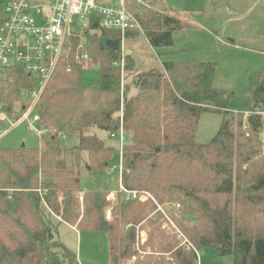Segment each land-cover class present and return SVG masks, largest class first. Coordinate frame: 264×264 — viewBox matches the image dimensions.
Here are the masks:
<instances>
[{"label": "trees", "instance_id": "trees-1", "mask_svg": "<svg viewBox=\"0 0 264 264\" xmlns=\"http://www.w3.org/2000/svg\"><path fill=\"white\" fill-rule=\"evenodd\" d=\"M132 11L154 48L171 46L172 32L190 26L152 8ZM118 36L114 29L86 35L96 77H86L71 55L59 60L36 106L39 147L0 146V264H78L56 237L63 222L105 233L112 264H198L203 247L231 256L232 264H264V69L248 77L250 114L243 118L228 110L231 93L214 88L211 62L165 61L162 71L134 73L122 85L121 50L105 44ZM123 59L131 73L132 58ZM6 73L0 108L11 113L34 84L22 66ZM211 108L222 112V123L208 142L195 143L198 117ZM92 128L129 137L121 151L123 189L113 199L106 189L80 186L82 163L97 176L114 152L87 133ZM73 134L70 165L60 138Z\"/></svg>", "mask_w": 264, "mask_h": 264}, {"label": "rangeland", "instance_id": "rangeland-1", "mask_svg": "<svg viewBox=\"0 0 264 264\" xmlns=\"http://www.w3.org/2000/svg\"><path fill=\"white\" fill-rule=\"evenodd\" d=\"M211 2H216V0ZM145 3L156 10L169 11L179 17H184L196 26L175 31L173 46L158 50L149 45L142 32L139 30L134 32L132 37H136L126 38L122 49L124 54H128L127 56L133 58L134 55L136 68L138 70L150 67L159 69L161 61L214 63V88L228 94L231 93L228 110L247 111L249 100L243 92L247 88L248 77L251 73L264 69V52H262L264 24L262 25V21L261 24L250 23V25L242 21L238 22L234 19V14L219 13L222 10L220 8L213 10V6L209 5V0H145ZM209 10L216 16L208 15ZM212 30L215 31L217 37ZM229 37L234 39L236 45H225ZM133 70L129 74L126 72L121 74L122 85L131 81L133 74L137 72ZM96 73L95 69H90L85 72V75L96 77ZM222 120V112L214 108L201 112L196 125L195 143L208 142L219 129ZM34 125L39 127L37 123ZM0 126V131L5 130L0 136L2 147H16L22 144L27 147L41 145L40 134L36 129L29 127L26 122L13 128L3 126V124ZM95 132L107 146L114 148L113 156L109 168L97 176L91 174L86 165L82 163L79 169L80 186L82 189H106L110 193L113 192V195H109V198L113 199L120 188V146L123 147L129 137L123 134L124 140L120 144L117 136L112 138L103 130L92 128L87 131L88 134ZM77 140L76 134L60 138L61 147L65 150L64 156L70 165L73 164V158L67 151L77 143ZM82 158L83 161L87 160L85 153ZM106 217L110 218L109 212H106ZM57 231L56 237L76 254L79 264H112L105 233L95 231H78L77 233L68 225H59ZM145 235V232L141 231V241L144 240ZM179 236H182L181 233ZM133 260L134 258L122 259L118 264H132ZM198 264H232V257L219 256L213 249L203 247L198 250Z\"/></svg>", "mask_w": 264, "mask_h": 264}, {"label": "built area", "instance_id": "built-area-1", "mask_svg": "<svg viewBox=\"0 0 264 264\" xmlns=\"http://www.w3.org/2000/svg\"><path fill=\"white\" fill-rule=\"evenodd\" d=\"M5 19L0 23V80L15 66H22L33 87L24 89L11 113L0 108V124L13 128L23 122L37 130L38 101L60 59L72 56L82 70L98 69V59L85 48L86 35L99 30L119 32L120 68L124 72L123 44L130 31H140L132 7H146L145 0H0ZM92 24L94 27H92ZM69 70V69H68ZM122 76V75H121ZM249 111L243 112L245 118ZM264 115V110L262 112ZM5 130L0 131V136ZM248 135V133H246ZM123 143V131L110 133ZM122 146H120V153ZM121 189L123 187L121 186ZM135 191L128 192L134 197ZM150 197L142 195L140 199ZM176 208L179 205H175Z\"/></svg>", "mask_w": 264, "mask_h": 264}, {"label": "crops", "instance_id": "crops-1", "mask_svg": "<svg viewBox=\"0 0 264 264\" xmlns=\"http://www.w3.org/2000/svg\"><path fill=\"white\" fill-rule=\"evenodd\" d=\"M212 0H209V5L210 6H213V10L217 9L219 10L218 8L222 9L219 13H225V14H234L235 15V20L236 21H242V23H246L248 25H250V23H254V24H261V21H262V25L264 24V0H216V2H211ZM146 7L147 8H152L154 10H156L155 8H153L152 6L150 5H147L146 4ZM158 12H162V13H168L170 15H173L177 18H179L180 20H182L183 22H186L188 23L190 26L189 27H193V26H196V24L190 22L188 19L184 18V17H179L169 11H160V10H156ZM208 15L212 16V15H215L214 13H212L210 10H209V13ZM216 16V15H215ZM238 25H241L240 23H238ZM189 27H185V28H189ZM242 27V26H240ZM183 28V29H185ZM263 28H264V25H263ZM242 29H244L242 27ZM182 30V29H180ZM264 30V29H263ZM175 31H178V30H174L172 32V45L173 46V33ZM214 33L215 31L212 30ZM136 32V31H130L127 33L126 35V38H134L132 37V34ZM144 35V34H143ZM215 36L217 37V34L215 33ZM145 37V35H144ZM146 38V37H145ZM147 39V38H146ZM262 39L264 40V34H263V37ZM148 41V40H147ZM150 45V44H149ZM225 45H228V46H233V45H236V42L234 41V39H232L231 37L228 38L227 42L225 43ZM151 46V45H150ZM171 46H167V47H157V48H154L152 47L153 49H156L158 50L159 48L162 49V48H169ZM242 46V45H240ZM244 46H247V45H244ZM262 52H264V48H262ZM123 55H128V54H124ZM158 58L160 59V56H158ZM133 69L137 70V72H143V71H147L149 69H156L158 71H162L163 70V66H162V63L165 62V61H161V65H160V68L157 69L155 67H150L148 69H145V70H138L135 66V59H134V55H133ZM177 62V61H176ZM134 71V70H133ZM132 71V72H133ZM125 72V71H124ZM123 72V74H124ZM135 72V73H137ZM127 74L129 72H126ZM126 74V76H127ZM128 83V82H127ZM137 91V89L135 87H131L130 90H129V94L130 95H133L135 94ZM248 111V110H247ZM245 112V111H244ZM97 134V132H95ZM107 133V132H106ZM98 135V134H97ZM101 139V138H100ZM102 140V139H101ZM103 141V140H102ZM104 142V141H103ZM104 144L106 145V143L104 142ZM120 151V150H119ZM119 168H120V173H121V159H120V163H119ZM120 188H119V191L121 190V183H120ZM118 192V191H117ZM111 195H113V192L110 193ZM60 225H68L70 226L72 229H74L77 233H78V230L75 226H72L66 222H63L61 223ZM59 227V226H58ZM58 232V231H57ZM110 255V254H109ZM197 255H198V252H197ZM77 257V256H76ZM78 261V260H77ZM112 263V262H111ZM120 263V262H119ZM79 264V262H78Z\"/></svg>", "mask_w": 264, "mask_h": 264}, {"label": "water", "instance_id": "water-1", "mask_svg": "<svg viewBox=\"0 0 264 264\" xmlns=\"http://www.w3.org/2000/svg\"><path fill=\"white\" fill-rule=\"evenodd\" d=\"M105 44L112 50L119 49V40L116 38L115 39H105ZM86 168L89 169V166L87 165Z\"/></svg>", "mask_w": 264, "mask_h": 264}]
</instances>
